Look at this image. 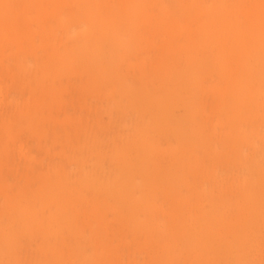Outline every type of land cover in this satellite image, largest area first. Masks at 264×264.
<instances>
[{
  "label": "rangeland",
  "instance_id": "374dc122",
  "mask_svg": "<svg viewBox=\"0 0 264 264\" xmlns=\"http://www.w3.org/2000/svg\"><path fill=\"white\" fill-rule=\"evenodd\" d=\"M2 1L0 264H264V0Z\"/></svg>",
  "mask_w": 264,
  "mask_h": 264
},
{
  "label": "bare ground",
  "instance_id": "6f19581e",
  "mask_svg": "<svg viewBox=\"0 0 264 264\" xmlns=\"http://www.w3.org/2000/svg\"><path fill=\"white\" fill-rule=\"evenodd\" d=\"M31 2L32 6H36L39 7V4H41L42 0H28ZM87 2H90L91 5L90 7H88L84 13V17L80 20L79 22H83L84 25H86V29H89L92 21L98 22L100 23L102 21V17L101 14H104L105 16H114L117 17L118 13H122L123 10L125 9L126 5L128 4L129 0H85ZM137 2H144L146 0H136ZM158 0H150L151 4H155ZM249 1V0H248ZM255 2V0L253 1V3ZM211 2L210 6H201L198 7L196 9L197 12L201 13V14H207L210 17H212L215 20H217L220 16L219 11H225L226 8L222 7L223 2L221 1L220 5H214L216 3V1L214 0V3ZM249 3V2H248ZM7 3H4L2 0H0V5L1 6H6ZM73 0L69 1V0H47V4L45 6H47L48 11L45 9H38L39 13H36L35 16L32 18L33 21H37V24L39 23H43L44 21H46L47 17L49 19V17L54 14L55 12H57L59 9H64L66 7H70L73 6ZM251 3H249L248 5H250ZM157 6V5H156ZM51 9L53 10H57V11H51ZM227 18H223L222 22L223 24L226 23L227 24ZM148 23H151V19L147 20ZM156 24H164L168 26V31L169 32H176V33H180L181 31L185 30L186 32H189L188 28L185 26H181L180 22L175 20L170 14H167L166 12L163 13L162 15H159V17H157L155 19ZM195 19L194 20H190L187 19L185 22V25H190V22H194L195 23ZM58 24L60 26V31L62 32V35L64 37L69 36V34L71 33V31H77L76 35L77 37H79L81 33H83L85 30H82L80 28H74V29H70L68 30V20H66L63 17H59L58 19ZM178 24V25H176ZM88 32V31H87ZM32 33L31 31H29V34ZM33 34L35 36H39V34H35L33 32ZM117 36H119V34L116 32L114 35V38L116 39ZM80 39H78L77 41H71L70 45L67 44L65 42L64 44V48L66 50L71 49L73 46H78ZM114 42V40H113ZM47 46L48 44L45 42L44 44H42V48L44 50V52H48L47 50ZM80 48H82L80 46ZM47 60L45 61L46 65H50L52 63V58L55 56L54 52L48 53L47 54ZM140 117V116H139ZM141 118V117H140ZM142 127H140V131L136 133V135H138L139 133H143L142 135H138L137 137L140 138V142H144V144L148 147V146H152V142H153V135L149 134L152 131V124L151 122V118H148L147 120H143L142 118L139 120ZM133 182V181H132Z\"/></svg>",
  "mask_w": 264,
  "mask_h": 264
}]
</instances>
